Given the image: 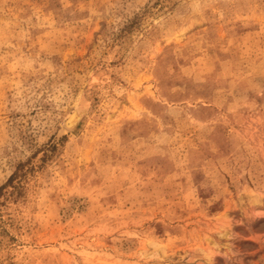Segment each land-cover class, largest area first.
I'll return each instance as SVG.
<instances>
[{
    "label": "rangeland",
    "instance_id": "rangeland-1",
    "mask_svg": "<svg viewBox=\"0 0 264 264\" xmlns=\"http://www.w3.org/2000/svg\"><path fill=\"white\" fill-rule=\"evenodd\" d=\"M0 264H264V0H0Z\"/></svg>",
    "mask_w": 264,
    "mask_h": 264
},
{
    "label": "bare ground",
    "instance_id": "bare-ground-1",
    "mask_svg": "<svg viewBox=\"0 0 264 264\" xmlns=\"http://www.w3.org/2000/svg\"><path fill=\"white\" fill-rule=\"evenodd\" d=\"M85 106L83 103L78 104L76 109L73 110L66 118L65 124L70 125V127L74 126L86 113ZM68 128V127H67ZM158 248V243L154 240H145L143 246L137 249V256L144 257L149 254L151 251L156 250Z\"/></svg>",
    "mask_w": 264,
    "mask_h": 264
}]
</instances>
